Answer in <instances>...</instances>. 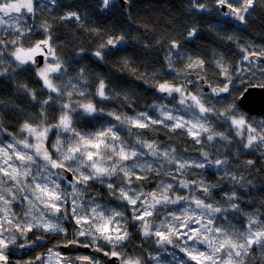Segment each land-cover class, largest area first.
Listing matches in <instances>:
<instances>
[{"label": "snow or ice", "instance_id": "1", "mask_svg": "<svg viewBox=\"0 0 264 264\" xmlns=\"http://www.w3.org/2000/svg\"><path fill=\"white\" fill-rule=\"evenodd\" d=\"M214 2L223 22L208 24L219 39L236 45L242 54L239 65L231 66L214 51L209 66L223 79L210 82L205 59L186 54L172 40L162 64L170 79L149 84L169 97L168 103L137 110L127 93L113 94L102 78L90 91L85 67L69 77L51 25L41 23L42 38L35 37L28 19L40 9L58 6V0H0V65L8 64L0 77L9 75V68L21 69L32 71L39 84L38 89L17 85L34 102L33 113L24 117L18 132L9 131L0 116V264H13L15 252L32 257L40 247L46 254L26 260L21 256L15 264H172L153 252H147L146 259L130 253L132 224L143 241L170 255L174 264H256L257 253L259 264H264V211L250 212L241 206L253 181L232 171L227 155L239 138V147L231 153L238 166L250 171L257 164L253 159L241 162V150L259 152L264 160V119H253L252 109L244 108L251 94L248 89L264 90V47L243 45L226 31L231 19L246 26L258 4L257 0ZM115 6V0H96L95 8L110 12ZM191 8L212 13L201 0H191ZM60 19L84 26L75 11ZM198 32L192 26L184 39H199ZM124 41L123 35L109 37L92 54L103 61L102 49H117ZM173 54L185 61L182 67L175 65ZM6 56L12 59L6 61ZM121 67L134 71L127 58ZM117 95H123L121 106L131 114L108 109L105 102ZM224 126L227 133L219 130ZM161 130L167 142L155 139ZM182 138L191 139L198 157L185 155L188 147L171 143ZM209 168L222 170L216 182L202 178ZM152 176L160 179L146 191ZM65 179L69 187L63 186ZM224 183L231 187L217 199L215 190ZM94 184L105 187L118 205L101 203V193H90ZM17 204L22 206L13 210ZM237 215L244 218L238 224L233 222ZM169 247L181 255L169 252ZM140 249L147 251L144 243Z\"/></svg>", "mask_w": 264, "mask_h": 264}, {"label": "trees", "instance_id": "2", "mask_svg": "<svg viewBox=\"0 0 264 264\" xmlns=\"http://www.w3.org/2000/svg\"><path fill=\"white\" fill-rule=\"evenodd\" d=\"M207 8L212 9V13H202L191 8V0H131L126 8H123L118 0H115L116 6L111 11H96V0H58L57 5H50L48 9H40L37 11L35 18L28 19L29 26L33 27L34 35L37 39L42 38V30L39 29L41 23H47L52 26L53 38L57 42V54L62 56L68 65L69 77H74L80 67L86 68V74L89 77V89L94 91L98 78L104 79L108 88L113 94L127 93L133 103L137 106V110H144L152 103H168L169 97L158 93L155 88L149 87L154 79L165 80L170 79L171 73L162 69V64L166 63L164 57L168 54L169 42L176 40L180 43L181 49L189 55L199 56L205 59L206 75L210 82H218L223 77H216L213 74V68L209 66V61L213 59V52L223 54L228 63L235 67L239 65L241 53L235 44L226 39H219L208 24L211 21L213 25L222 18L216 15V4L214 0H201ZM257 8L255 15L248 19L247 25H238L235 19L230 20L228 34L233 35L234 39H238L243 45H253L257 48L264 47V3L257 0ZM70 11L78 12L81 15L83 27L78 26L77 21H62L60 17ZM203 17V19H201ZM195 26L199 29V39L185 40L187 30ZM96 29L99 34L92 31ZM7 36V32L3 33ZM123 35L125 41L118 45L117 49H102L104 60L100 61L92 53L96 51L99 44L106 41L109 37ZM159 41V43H157ZM147 46V47H146ZM81 49L83 54L77 55ZM118 51V54H115ZM129 60V67L134 71L121 67L123 59ZM6 61L11 57L6 56ZM175 65L182 67L184 60H176L173 54ZM245 67L250 71L259 74L260 70L250 67L245 62ZM8 64L0 65V70L7 68ZM153 69L156 70L154 75ZM142 76V79H137ZM148 81L149 83H145ZM26 83L29 88H39L37 77L32 71L16 69L13 72L9 68V75L0 77V116L4 118V124L9 131L18 132L19 125L24 117L29 116L34 111V102L17 88L18 84ZM238 86L239 83L237 82ZM107 91V89H106ZM108 109H115L118 112L131 114V110L121 106L124 102L123 95H117L116 99L105 102ZM219 107V105H217ZM171 107V105H169ZM18 109L22 112L18 113ZM110 119V118H106ZM253 119H264V116H253ZM115 123V121H113ZM98 127V126H97ZM219 130L227 133V126ZM135 131V130H134ZM10 139V138H9ZM155 139L161 142H167V136L164 130L155 136ZM239 138L234 139V143L230 146L231 151L227 153L230 159L231 170L237 173L243 172L245 177L253 181V185H249L248 190L243 193V199L240 201L241 206L250 212L261 207V201L264 200V160H260V153H250L249 150H241L240 161L247 159L257 161L253 169L245 170L238 166L237 158L231 153L236 152L239 144L236 143ZM173 145L182 144L189 148L185 153L187 156L198 157L199 153L192 150V141L190 138H182L180 141H171ZM196 148L202 147L200 145ZM180 149L178 148V151ZM205 150L207 148L205 147ZM150 158V157H149ZM196 172L201 170L196 169ZM222 170L209 168L204 172L202 178L209 182H216L219 179ZM159 177L152 176L151 182L145 184V190H153L154 185ZM175 183V182H174ZM67 184L64 183V187ZM231 184L224 183L220 189H216V198L220 199L219 193L226 192ZM187 194L186 190H180ZM101 193L98 197L101 203H111L117 206L118 202L110 200L107 195V189L102 190L101 185L94 184L90 189V193ZM251 200L252 203H248ZM21 204L16 205V211L19 210ZM243 217L235 216L234 223H241ZM134 243L129 246V252L134 256H142L146 259L147 252H155L158 247L148 241H143L136 231V226L132 224L129 228ZM141 243H144L146 252L140 249ZM53 245L49 243V247ZM180 254L178 250L174 249ZM41 253L46 254L43 247L33 251L32 257L25 256L26 259L34 258ZM173 262V258L167 255ZM179 256V255H178ZM150 264V263H149ZM256 264H259V255L257 253Z\"/></svg>", "mask_w": 264, "mask_h": 264}, {"label": "water", "instance_id": "3", "mask_svg": "<svg viewBox=\"0 0 264 264\" xmlns=\"http://www.w3.org/2000/svg\"><path fill=\"white\" fill-rule=\"evenodd\" d=\"M123 8L127 7L128 3H124L123 0H118ZM238 25H241L239 22H237ZM205 90H207L205 86ZM249 93H251L248 96V99L244 101V108L252 109V116H264V112H261L262 109H264V90L262 89H254L250 88L247 90ZM260 112V115H257V113ZM76 251L85 252L83 249H78Z\"/></svg>", "mask_w": 264, "mask_h": 264}, {"label": "rangeland", "instance_id": "4", "mask_svg": "<svg viewBox=\"0 0 264 264\" xmlns=\"http://www.w3.org/2000/svg\"><path fill=\"white\" fill-rule=\"evenodd\" d=\"M6 37V36H5ZM149 159H151V158H149ZM68 180L67 179H65V184H67V186H68ZM66 185H65V187H67ZM101 187L103 188V189H106L105 187H103L102 185H101ZM16 209V205L14 206V209L13 210H15ZM0 218H2V215H0ZM172 251H174V249H172L171 247H169V252H172ZM155 254H159V255H161L162 256V258H164V257H166V259H167V261H170V259H169V257L165 254V253H163L159 248L154 252ZM178 255H181V254H178L177 253V256ZM150 264H155V261H150L149 262ZM21 264H23V261H21Z\"/></svg>", "mask_w": 264, "mask_h": 264}, {"label": "flooded vegetation", "instance_id": "5", "mask_svg": "<svg viewBox=\"0 0 264 264\" xmlns=\"http://www.w3.org/2000/svg\"><path fill=\"white\" fill-rule=\"evenodd\" d=\"M69 184H70V182H68V186L67 187H69ZM102 190H104L103 188H102ZM84 254H89V253H87V252H84ZM21 256H23V252L21 251V252H15L14 254H13V257H12V259H13V264H15V261L19 258V257H21ZM25 258V256H23V259Z\"/></svg>", "mask_w": 264, "mask_h": 264}, {"label": "bare ground", "instance_id": "6", "mask_svg": "<svg viewBox=\"0 0 264 264\" xmlns=\"http://www.w3.org/2000/svg\"><path fill=\"white\" fill-rule=\"evenodd\" d=\"M111 48V47H110Z\"/></svg>", "mask_w": 264, "mask_h": 264}]
</instances>
